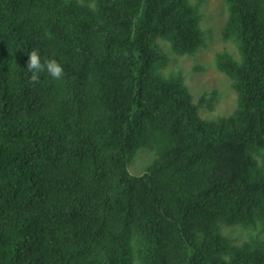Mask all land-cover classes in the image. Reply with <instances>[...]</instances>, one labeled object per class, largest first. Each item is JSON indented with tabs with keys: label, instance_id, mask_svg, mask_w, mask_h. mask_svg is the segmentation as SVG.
Instances as JSON below:
<instances>
[{
	"label": "trees",
	"instance_id": "trees-1",
	"mask_svg": "<svg viewBox=\"0 0 264 264\" xmlns=\"http://www.w3.org/2000/svg\"><path fill=\"white\" fill-rule=\"evenodd\" d=\"M224 2L238 105L209 122L159 71V40L205 46L198 4L0 0V264H264V0ZM34 49L62 79L30 83Z\"/></svg>",
	"mask_w": 264,
	"mask_h": 264
},
{
	"label": "rangeland",
	"instance_id": "rangeland-1",
	"mask_svg": "<svg viewBox=\"0 0 264 264\" xmlns=\"http://www.w3.org/2000/svg\"><path fill=\"white\" fill-rule=\"evenodd\" d=\"M199 5L201 27L205 33L206 44L192 56L177 55L170 43L159 40L168 57L167 65L160 68L162 75L181 74L185 85L193 96V102L199 105L200 116L207 121L228 117L237 108V94L232 81L221 73L215 63L217 53L227 52L235 59L239 58L233 42L225 40L223 29L227 22L228 11L224 0H190ZM157 161L156 148L144 147L134 156L129 165L131 174H144ZM224 234L234 244H241L247 239V232L240 227H225Z\"/></svg>",
	"mask_w": 264,
	"mask_h": 264
},
{
	"label": "clouds",
	"instance_id": "clouds-1",
	"mask_svg": "<svg viewBox=\"0 0 264 264\" xmlns=\"http://www.w3.org/2000/svg\"><path fill=\"white\" fill-rule=\"evenodd\" d=\"M26 68L28 72L32 73L30 78V83L32 84L39 83L41 73H47L55 80H60L64 76V69L60 63L55 59H49L42 63L40 53L35 49L28 54Z\"/></svg>",
	"mask_w": 264,
	"mask_h": 264
}]
</instances>
